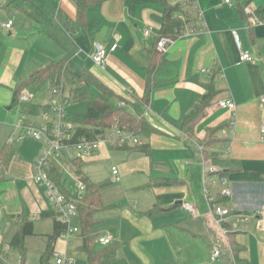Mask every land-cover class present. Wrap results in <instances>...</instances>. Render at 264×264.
I'll return each mask as SVG.
<instances>
[{
	"label": "crops",
	"instance_id": "crops-1",
	"mask_svg": "<svg viewBox=\"0 0 264 264\" xmlns=\"http://www.w3.org/2000/svg\"><path fill=\"white\" fill-rule=\"evenodd\" d=\"M12 2L0 0V24L12 20L10 30H0V151L8 147L0 180V227L9 223L15 228L7 242L0 234L3 260L10 261V241L19 229L11 217L26 214L30 220H50L53 233V220L40 215L54 210L46 203L43 186L35 183V161L43 144L30 136L9 139L12 133L18 134L15 123L20 122L21 114L11 106V89L36 66L66 56L53 38L58 37L74 51L64 70L60 95L66 118L73 119L68 113L72 103H84L86 110V101L72 102V92L86 85L78 75L88 73L112 93L111 104L131 113L138 111L156 131L138 135L137 148L145 146L147 152L104 145L82 159L84 175L85 164L101 161L111 177L93 181L85 175L93 183H108L103 188L107 208L93 216L96 235H110L112 242L120 243L119 254L128 264H264V106L260 102L264 97V0H231V4L194 0V8L183 0H108L88 11L85 27L77 21V0ZM175 5L182 7L178 18L185 26L168 46L166 63L154 76L157 86L143 106L146 54L155 47L165 7ZM246 6L262 19L251 28L242 17L246 12L242 16L238 12ZM234 32L240 50L249 52L253 62L240 61ZM51 43L55 45L53 54L45 52ZM94 44L107 50L104 69L92 61ZM113 45L116 48L111 49ZM44 57L43 63H37ZM71 64L74 74L67 81L65 73ZM209 84L216 93L188 137L177 125L206 94ZM52 87L47 82L41 89L48 92V103ZM88 89L92 96L98 94L95 88ZM23 93L32 104L49 108V104H36L30 91ZM227 99L234 102V111L218 107ZM50 115L45 119L43 113L45 123L53 119ZM223 122L230 126L216 134L218 142L205 157L200 146L205 129ZM60 158L74 175L71 160ZM57 162L55 159L49 167L60 173ZM208 166L218 172L234 168L224 177L231 195L220 199L230 210L221 223L230 231L228 236L213 222L203 196L204 187L212 194L222 189L218 174L204 176ZM112 167L117 169L116 175L111 173ZM159 179L173 183L157 186ZM182 203L193 205L195 214L184 211ZM75 237L79 248L81 239L78 234ZM232 244L238 250L236 255ZM216 249L220 255L212 260ZM63 254L75 260L71 254Z\"/></svg>",
	"mask_w": 264,
	"mask_h": 264
},
{
	"label": "trees",
	"instance_id": "trees-1",
	"mask_svg": "<svg viewBox=\"0 0 264 264\" xmlns=\"http://www.w3.org/2000/svg\"><path fill=\"white\" fill-rule=\"evenodd\" d=\"M108 0H77V21L81 27H85L87 22L88 11L98 4ZM8 4L13 3L12 0H7ZM7 4V5H8ZM181 6H167L164 9L161 28L156 37L157 41L163 37L170 38L172 40L178 39L183 31L185 22L178 18V14L181 12ZM239 14H245L244 8H238ZM248 22L247 16H242ZM261 17H257L258 20ZM249 28H251L249 26ZM53 37V36H52ZM55 41L66 51V56L56 61H50L45 65L36 66V68L26 77L18 78L16 84L11 89L12 98L11 106L17 108L21 114L36 116L40 113H46L49 111L47 107H40L32 104L30 101H21L20 96L24 90L30 91L32 94L40 91L43 86L50 82L52 86H57L60 90L63 88V76L64 70L68 64L69 59L73 56L74 51L71 47L58 37H53ZM153 50L147 52V73H146V86L144 94L141 99V104L147 106L151 97L153 89L157 86L154 82V76L161 70L166 63V57L164 53L157 49V46ZM86 85L79 86L72 92V102H87L86 110L81 119L66 118L67 121L73 124L71 141L79 142L82 139L94 141L97 140L106 130L113 127H117L121 130L134 133L137 135H149L156 131L148 124V122L141 116L138 111L131 113L126 109L117 107L111 104L108 98L112 93L104 86L99 84L88 73H83L81 76ZM89 87H93L98 91V94L92 96L89 93ZM212 84L207 85V92L204 94L194 107L184 116L182 122L177 127L183 132L184 135L191 137L195 125L205 116L211 100L215 95ZM30 126L28 122L25 124ZM230 126L229 123H220L214 127H208L205 129V136L200 143L202 153L205 157L208 155V149L218 142L216 134L226 127ZM116 149H140L147 152V147H120ZM8 162V147H3L0 151V180L3 179V169ZM71 164L73 167V173L77 180L84 185L83 194L69 195L61 186V175L55 168L49 167L46 169L49 180L58 188V190L64 194L68 200L75 204L78 214V236L81 239V246L79 250L86 255L87 264H128L126 260L119 254L121 244L118 242H111L108 245H99L97 243L95 225L97 224L93 216L97 210L107 208L103 188L107 186V182L93 183L82 172L83 161L79 158L72 159ZM233 167L226 171L218 172V175L225 177L228 173L233 171ZM171 182L166 179H159L155 184L157 186H165ZM224 201V200H223ZM16 219L19 224L17 233L10 241V246L17 250L21 256L24 252V240L28 236L34 235L33 220H30L26 214L11 217ZM42 219L53 220V233L47 237V245L45 251L39 258V264H51L50 261L54 254V244L61 237L66 229L67 225L63 224L58 219V214L53 211L50 214L40 215ZM232 252L236 255L237 249L232 244ZM0 264H8L0 256ZM24 264V263H22Z\"/></svg>",
	"mask_w": 264,
	"mask_h": 264
},
{
	"label": "built area",
	"instance_id": "built-area-1",
	"mask_svg": "<svg viewBox=\"0 0 264 264\" xmlns=\"http://www.w3.org/2000/svg\"><path fill=\"white\" fill-rule=\"evenodd\" d=\"M184 3L192 6L194 8V0H183ZM226 4H231V0H223ZM244 11L248 17V26L259 23L260 21L253 14V8L251 6H246ZM12 27V20H9L5 23L0 24V30L6 29L10 30ZM145 35L149 34V31L146 30ZM234 38L236 45L240 50V43L238 41L237 34L234 32ZM174 40L170 38L163 37L157 41V49L166 54L167 48ZM116 48L115 45L111 49ZM107 50L101 47L98 44H94V52L92 55L93 63L104 69L106 64ZM252 56L247 51L240 50V61L242 62H253ZM61 90L59 87L54 86L51 88V93L49 96V111L48 113L53 114L52 120H47L45 124L41 127L36 128L34 126H23L21 122L15 123L16 132L12 133L9 142H12L15 137L19 140L23 139L25 136H30L37 141H40L43 146L41 153L35 161V168L37 170V175L35 177V182L39 184H44L47 188V200L53 206V210L58 214V219L61 223L67 225L66 231L61 234V237H65V233L78 234V228L73 229L72 231L68 228V222L65 220L68 216L77 215V210L75 204L68 200V198L62 194L58 188L49 180L46 169L50 166V160H55L60 157H65L67 159H86L93 156L101 146L107 145L112 148L120 147H137L140 145L138 135L130 133L124 130H121L117 127L106 130L97 140L90 141L82 139L79 142L71 141L73 124L67 121L63 104L61 101ZM21 101H28L29 95L23 93L20 96ZM261 104L264 106V97L260 99ZM218 107L221 109L234 111L235 104L231 99L223 100L218 103ZM44 118L49 119L47 113H44ZM232 125L234 122L232 121ZM261 132L264 134V123L262 125ZM111 173L113 175L117 174V169L115 167L111 168ZM208 174H218V170L213 166H208L204 171V176ZM221 177V176H220ZM226 179L224 177L220 178V185L222 189L218 194H212L208 191L207 188L203 189V196L208 206V213L212 217L213 222L221 228V232L224 236H228L229 230L221 227L223 219L229 215L230 210L224 208V205L221 203L220 199L230 197V190L225 187ZM81 189L84 190V185L79 183ZM181 207L184 211L191 214H195V207L189 203H182ZM112 242V237L110 235L99 236L97 238V243L99 245H108ZM220 255L218 249L214 250L212 253V260H215ZM0 256L2 257V252L0 249ZM3 258V257H2ZM27 264V263H24ZM52 264H75V260L72 257L67 256L66 254H55L53 256Z\"/></svg>",
	"mask_w": 264,
	"mask_h": 264
},
{
	"label": "rangeland",
	"instance_id": "rangeland-1",
	"mask_svg": "<svg viewBox=\"0 0 264 264\" xmlns=\"http://www.w3.org/2000/svg\"><path fill=\"white\" fill-rule=\"evenodd\" d=\"M50 45L51 46L46 48L45 52H50L53 54L55 52V45L53 43H51ZM44 61H45V57L42 60L39 59L37 63H43ZM73 67L74 66L71 64L66 70L65 77L67 81H70L71 78L73 77L74 74ZM33 101L41 106H44L45 104H49L48 92L44 90L38 91L37 93L34 94ZM84 109H85L84 103H74V104L72 103V106L68 111L69 116H71L73 119H81L84 114ZM48 116L50 117L51 115L48 114ZM19 121L22 123L23 126H26L25 124L26 122H28L30 125L32 124L36 128L41 127L45 123V121L43 120V113H40L36 116L20 114ZM56 161H58L57 163L59 164L58 170H60L62 188L69 195L83 194L84 190L81 189L80 184L76 180L75 176L72 173H70L69 170H67V168H65L63 160L61 158L60 159L57 158ZM53 162L54 160H50L51 164ZM103 164L104 163L101 161L95 162L93 164L92 163L85 164L83 168L85 175L93 181H102L106 177L111 178L109 174L106 173ZM37 184L43 186V188L45 189L46 203L51 209H53V206L47 200L48 191L46 186L44 184H39V183ZM36 218L37 217L32 218L34 223L33 224L34 231L36 234L33 236L26 237V239L24 240L23 256H21L17 250L11 249L9 256L10 261L8 262V264H22V263L39 264V258L41 254L45 251L47 245V236H49L52 233V225L50 220H39ZM65 221L68 222L69 230L72 231L73 229L78 228L77 215L68 216ZM14 229L15 228L11 227L9 223L5 227H0L1 237L4 236L5 241L6 242L9 241V239L11 238L14 232ZM64 236L65 237H60L56 241L53 256L55 254H63L64 252H67L69 255L71 254L75 258L76 264H87L84 255L80 252L78 248V241L75 237L76 234L65 233ZM64 245H66V249ZM50 263L51 264L53 263V257Z\"/></svg>",
	"mask_w": 264,
	"mask_h": 264
}]
</instances>
